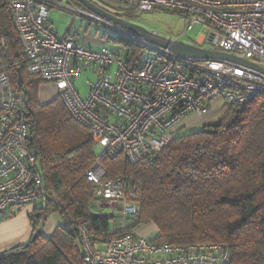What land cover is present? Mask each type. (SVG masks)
<instances>
[{"label":"built area","instance_id":"1","mask_svg":"<svg viewBox=\"0 0 264 264\" xmlns=\"http://www.w3.org/2000/svg\"><path fill=\"white\" fill-rule=\"evenodd\" d=\"M6 1L27 58L26 72L51 83L70 116L88 129L96 156L85 176L94 186L96 212L117 218L112 233L124 230L126 218L140 207L137 190L121 176L106 179L104 157L121 155L131 164L152 163L187 116L207 114L215 99L227 107L264 94L262 70L224 58L178 54L83 6L68 5V0ZM121 1L139 12L173 11L184 16V32L175 36L148 30L151 37L222 51L264 69V0ZM53 7L95 21L129 45L117 42L109 48L102 40L95 46L76 42V33L69 30L59 36L48 20ZM197 27L203 30L194 41L185 40L186 32ZM84 72L92 78L81 95L75 80ZM24 111V94L0 70V215L47 198L38 159L27 147ZM76 235L82 264H227L229 260L224 243L176 245L133 232L94 242L85 224L77 226Z\"/></svg>","mask_w":264,"mask_h":264},{"label":"trees","instance_id":"2","mask_svg":"<svg viewBox=\"0 0 264 264\" xmlns=\"http://www.w3.org/2000/svg\"><path fill=\"white\" fill-rule=\"evenodd\" d=\"M101 36L112 44L129 43L105 31ZM0 37V70L25 96L26 143L38 159L47 193L28 215L31 237L1 251L0 264H82L78 225H87L94 242H104L136 233L147 223L156 228L155 241L224 243L227 264H264V94L227 106L216 122L197 130L178 128L152 163L104 157L106 179L121 176L137 190L140 207L126 218L124 230L112 233L117 218L96 212L94 186L85 176L96 156L88 129L70 116L59 97L40 103L43 81L26 72L27 58L6 0H0ZM53 213L61 216L62 224L49 237L41 233L32 240L39 224L45 225Z\"/></svg>","mask_w":264,"mask_h":264},{"label":"rangeland","instance_id":"3","mask_svg":"<svg viewBox=\"0 0 264 264\" xmlns=\"http://www.w3.org/2000/svg\"><path fill=\"white\" fill-rule=\"evenodd\" d=\"M66 4L76 5L80 8H83L82 6L75 4L72 0H68ZM97 4L111 13H117L123 17L125 16L127 20L137 23L149 31H156L162 35L176 36L185 30L184 16L173 11L153 10L150 12H139L132 7L131 3L121 0H98ZM48 20L53 25L54 31L57 34L63 33L66 29H68L70 32L76 33L74 36L76 42H83L86 39L94 40L97 37L99 39L104 31L107 32V36H117V32L106 29V27L98 24L95 21H88L83 17L73 15L71 12L62 8H51ZM202 30V28L197 27L193 31L186 32L184 35L185 40L191 42L194 41V38H196L197 35L202 32ZM100 39L105 42L107 47L113 48L114 45L106 41L105 38ZM91 78L92 77L87 72H84L75 80L76 89L81 95H85L86 82ZM47 85H51V83L43 82L40 85V88L46 87ZM217 107L219 110L214 111L213 109ZM225 109L226 107L218 99L212 101L210 111H214V115H216L215 120L222 116V114L225 112ZM199 128L200 125H197L193 128L186 129L185 131H194ZM95 209H98L97 205ZM52 222H55L56 224H62L61 216L57 213L51 214L43 226L42 234L47 231ZM136 233L144 237L153 238L156 234V229L154 228L153 224L147 223L140 227Z\"/></svg>","mask_w":264,"mask_h":264},{"label":"crops","instance_id":"4","mask_svg":"<svg viewBox=\"0 0 264 264\" xmlns=\"http://www.w3.org/2000/svg\"><path fill=\"white\" fill-rule=\"evenodd\" d=\"M67 31L68 29L64 30L63 33L57 35L63 36L64 34H66ZM100 40L101 39L100 38L98 39L97 37L94 40L86 39L83 41V43L95 46L96 44L101 42ZM42 88H40L38 94L40 103H47L53 100L54 98H56V90L52 84ZM213 110L218 111L219 109L217 107L214 108ZM214 111L211 112L209 109L207 114L202 116L191 114L187 116L185 119H183V121L181 122V127L184 130H186L193 128L197 125L202 126L204 124L214 123L217 121L215 120L216 115H214ZM33 208L34 206L26 205L20 211L14 213L11 216H6L4 218L0 217V252L8 248H11L15 245L25 243L29 240V238L33 233V227L30 224L28 215ZM57 225L60 224H56L55 222H52L51 225L48 227L47 231L42 235L45 237H49Z\"/></svg>","mask_w":264,"mask_h":264},{"label":"water","instance_id":"5","mask_svg":"<svg viewBox=\"0 0 264 264\" xmlns=\"http://www.w3.org/2000/svg\"><path fill=\"white\" fill-rule=\"evenodd\" d=\"M77 3L81 4L83 7H85L86 9L92 11L93 13L106 18L114 23H117L119 25H121L122 27H125L135 33L140 34L142 37L148 39L149 41L158 44L160 46L163 47H167L168 49L178 53V54H183V55H187V56H192V57H204V58H224V59H228L231 61H235V62H239L241 64H245L249 67L258 69V70H262L264 71V69L259 68L258 66H256L253 63H250L246 60L237 58L231 54L222 52V51H213V50H209L200 46H197L195 44H191L185 41H178V40H174V41H167L165 38H154L151 37L149 35V31L147 29H145L144 27H142L141 25L131 22L127 19H124L122 17H119L105 9H103L102 7H100L99 5H97L96 3L90 1V0H74ZM22 83V74H21V70L18 69L17 70V84L21 85ZM44 223H40L38 228L36 229V231L34 232L33 236H32V240L35 239L38 235H40L42 233V229H43Z\"/></svg>","mask_w":264,"mask_h":264}]
</instances>
